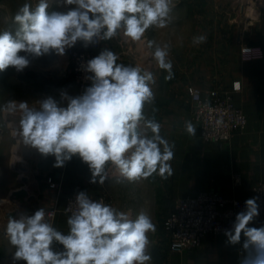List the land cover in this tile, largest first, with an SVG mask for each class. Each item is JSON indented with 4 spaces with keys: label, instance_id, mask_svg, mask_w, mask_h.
I'll list each match as a JSON object with an SVG mask.
<instances>
[{
    "label": "clouds",
    "instance_id": "9594fccd",
    "mask_svg": "<svg viewBox=\"0 0 264 264\" xmlns=\"http://www.w3.org/2000/svg\"><path fill=\"white\" fill-rule=\"evenodd\" d=\"M171 0H63L65 11L49 12L48 0L33 7L24 3L16 12L14 29L0 31V72L9 67L22 72L31 59L52 54L64 55L66 49L81 42L84 47L111 40L119 33L138 42L155 26L165 28L171 20ZM71 6V7H69ZM195 36L194 44L205 42ZM154 60L172 78L168 45H156ZM258 49H242L247 59ZM119 57L103 48L83 65L91 81L82 94L61 92L28 101L7 100L0 111L19 114L18 127L12 129L26 149H35L44 157L55 158L54 167L78 156L91 172L90 183L103 185L108 168L119 177L139 181L157 173L167 179L173 174L169 163L174 145L161 136V124L145 114L154 102L151 89L154 76L139 66L118 63ZM234 90H240L239 82ZM155 111V109H153ZM222 123V121H217ZM189 135L196 127L185 124ZM258 197L245 201L230 229L225 230L229 245L241 244L239 264H264V224L250 226L259 216ZM76 210L67 218L68 232L48 222L45 208L32 215L19 214L7 219L6 235L14 251V262L25 264H147L149 233L156 231L152 218L141 210L135 218L118 211L102 200H93L81 191L75 197ZM243 238V240H242ZM63 246L55 251L53 245Z\"/></svg>",
    "mask_w": 264,
    "mask_h": 264
},
{
    "label": "crops",
    "instance_id": "0c3cea01",
    "mask_svg": "<svg viewBox=\"0 0 264 264\" xmlns=\"http://www.w3.org/2000/svg\"><path fill=\"white\" fill-rule=\"evenodd\" d=\"M37 2L38 0H0V24H12L16 12L24 3L34 7ZM48 2L49 12L66 10L63 1L56 4H51V0ZM11 9L15 11L11 13ZM248 27L239 33L233 32L231 36L226 35L227 37L225 34L209 35V47L202 52H193V47L191 55L185 54V51L182 55H171L168 58L173 65L171 79H165L167 71L160 69L150 57V51L145 49V36L134 42L119 34L116 39L104 41L95 56L103 48H108L119 57L118 63L139 66L153 73L155 82L151 84V89L155 99L152 104L146 105L145 114L161 124V136L174 145V157L169 162L173 174L167 179L154 173L139 181H128L120 178L115 168L109 166L108 179L103 185H99L90 183L91 172L78 156L66 161L64 166L59 168L54 167L55 158L52 156L47 164H41L39 161L26 167L21 165L23 161L14 155L19 154L16 151L18 146H14L8 139L1 140L0 264H25L24 261L14 262L12 259L11 253L14 249L6 235L9 217L18 218L21 213L32 215L40 208L57 207L59 213L54 227L67 233L69 215L64 212V208L66 197L73 192L84 191L91 197L106 192L112 198L115 208L130 214L132 218L141 210L150 217L163 214L167 216L178 199L195 197L205 191H217L226 198L248 199L253 196L257 184L264 182V23L256 22L253 32L251 27ZM244 47L258 49L259 55L254 52L249 58H243ZM52 55L55 56V53ZM236 82L241 86L239 91H234L233 85ZM2 85L5 87V96L0 107L7 100L21 99H10L14 92H8L7 85ZM58 86L73 97L80 91L70 76L60 79ZM88 86L90 84L86 87ZM189 86L205 93L214 88L231 92L234 104L248 117L245 130L222 144L204 140L201 128L193 117ZM0 112L1 126L2 122H8V118L6 113ZM189 121L196 127L195 135H189L186 131L185 124ZM31 152L25 148L23 158ZM21 166L28 170L25 174V188L28 197H32L30 201L28 197L25 198L24 206L18 204L20 200H10L11 194L23 185L19 182L22 176L13 169ZM49 178L56 182L55 188L50 187ZM261 225L262 223L255 219L250 226ZM155 226L156 231L149 233V237H152L148 248L151 259L147 264H239L242 255L241 244L229 245L225 236L209 235L197 248L172 253L169 250V237L164 223L157 227L155 221ZM53 248L55 251L63 250V246L58 243H55Z\"/></svg>",
    "mask_w": 264,
    "mask_h": 264
},
{
    "label": "built area",
    "instance_id": "2783aa9c",
    "mask_svg": "<svg viewBox=\"0 0 264 264\" xmlns=\"http://www.w3.org/2000/svg\"><path fill=\"white\" fill-rule=\"evenodd\" d=\"M104 45L99 44L84 47L80 42L64 55H57L58 65L70 76L79 87L82 94L85 87L91 84L86 77L91 75L84 71L83 65L95 57V52ZM241 90V86H240ZM236 91V90H234ZM188 93L193 102V117L201 128L204 140L216 144L228 142L232 137L243 132L248 124V117L244 111L234 104L231 92L221 88H214L208 93L190 86ZM222 121V123H217ZM51 188L57 186L53 178L48 179ZM79 192H73L66 197L64 212L71 215L76 210L75 197ZM258 197L259 216L256 218L264 224V182H259L254 194L250 198ZM93 200H102L105 204L115 208L109 194L103 192ZM248 198V199H250ZM247 199L226 198L217 191L200 192L195 197L180 198L164 220V229L169 237V250L180 253L186 249L197 248L202 240L209 235L225 236V230L232 227L236 215L245 210ZM46 219L53 226L56 222L59 209L57 207L45 209ZM226 237V236H225Z\"/></svg>",
    "mask_w": 264,
    "mask_h": 264
},
{
    "label": "rangeland",
    "instance_id": "374dc122",
    "mask_svg": "<svg viewBox=\"0 0 264 264\" xmlns=\"http://www.w3.org/2000/svg\"><path fill=\"white\" fill-rule=\"evenodd\" d=\"M54 3L58 2L51 0V4ZM170 7L172 11L168 26L165 28L153 26L144 34L147 38L145 49L150 51L151 58H153L154 48L148 47V41H154L156 45L160 46L168 45L169 57L173 54L182 55L183 51L185 54L191 55L193 47V52H202L209 47L207 40L209 35L231 36L233 32L244 31L247 26L251 27L253 32L256 22L264 23V0H171ZM14 11V9L10 10L11 13ZM14 27L13 23L0 24V31L14 29ZM119 34L123 35L122 32ZM199 35H205L206 41L194 44L193 38ZM114 39L116 38L114 37ZM58 61L56 54L55 56L49 54L31 59L30 65L22 72H17L12 67L0 72V103L5 96V87L2 83L7 85L8 92H14L10 99L21 97L20 100H16L17 102L32 103L49 96L59 100L61 92L64 91L58 86V81L67 75L63 73L64 70L58 65ZM7 118L8 122H2L0 126V142L8 139L14 146H18V149L15 150L19 154L14 153V155L23 161L21 165L27 167L39 161L41 164H47L51 156L44 157L35 149H28L30 152L32 150L31 154H25L26 158H23V151L26 147L18 137H14L12 134V129L18 127L19 114L7 115ZM164 215L152 216V222L155 224L156 221L157 227L163 225L166 218ZM149 239L152 240V237Z\"/></svg>",
    "mask_w": 264,
    "mask_h": 264
},
{
    "label": "water",
    "instance_id": "95a60500",
    "mask_svg": "<svg viewBox=\"0 0 264 264\" xmlns=\"http://www.w3.org/2000/svg\"><path fill=\"white\" fill-rule=\"evenodd\" d=\"M54 2H60L63 0H53ZM14 170H16L17 172H19V174L22 176L19 180V182L21 184H23L19 189L15 190L11 196H10V200L12 201H18L20 200V203H18L20 206H24L25 205V198L29 196L27 189L25 188V184L27 183V177L25 176L26 172L28 171L26 167L21 166L19 168H15L13 167ZM28 201L32 200L31 198H27Z\"/></svg>",
    "mask_w": 264,
    "mask_h": 264
},
{
    "label": "bare ground",
    "instance_id": "6f19581e",
    "mask_svg": "<svg viewBox=\"0 0 264 264\" xmlns=\"http://www.w3.org/2000/svg\"><path fill=\"white\" fill-rule=\"evenodd\" d=\"M16 156V155H15ZM15 158V157H14Z\"/></svg>",
    "mask_w": 264,
    "mask_h": 264
}]
</instances>
